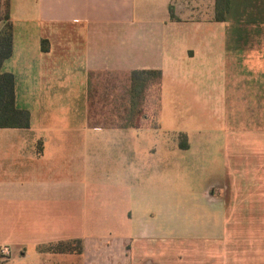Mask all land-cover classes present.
Here are the masks:
<instances>
[{
	"label": "crops",
	"instance_id": "0c3cea01",
	"mask_svg": "<svg viewBox=\"0 0 264 264\" xmlns=\"http://www.w3.org/2000/svg\"><path fill=\"white\" fill-rule=\"evenodd\" d=\"M249 1L227 0L222 21L215 0H31L10 9L12 53L2 70L14 76V105L29 112V126L0 128V248L8 252L0 264H264V0ZM233 6L254 20L231 18ZM55 23L81 31L78 46L58 57L43 38ZM142 69L160 70L159 95L170 77L195 103L221 105L232 122L245 117L224 132L220 184L209 181L199 195L207 232L219 191V263L212 244L159 243L178 232L165 226V191L148 184L139 160L149 126H133L129 89L131 71ZM173 133L191 148L189 133ZM75 239L80 253L49 249ZM191 252L195 263L185 261Z\"/></svg>",
	"mask_w": 264,
	"mask_h": 264
},
{
	"label": "rangeland",
	"instance_id": "374dc122",
	"mask_svg": "<svg viewBox=\"0 0 264 264\" xmlns=\"http://www.w3.org/2000/svg\"><path fill=\"white\" fill-rule=\"evenodd\" d=\"M249 3V0H245L243 4ZM17 4L29 7L31 0H10V9L15 10ZM233 7L234 9L230 13L231 18L234 16L238 18V15H242L244 17L242 20H254L255 13H249L246 10L240 11V13L237 11L239 6ZM262 14L264 15V13ZM17 15L19 16L17 17ZM17 15L14 16L15 26L19 25L20 19L24 17L23 14ZM27 19H30L33 23V11H28ZM48 25L50 26L43 31V38H47L46 35L48 36V41H50L53 48V57H58L61 54L58 52H64L71 48L73 43L74 47L78 46L81 36L78 26H70L71 24L67 23ZM51 28L54 29V32L50 31ZM249 28H246L247 35L252 34ZM69 71L70 69L63 79L68 80L71 78L72 71ZM214 72V81L217 86L220 76L216 73L217 71ZM201 81L204 85L203 89H205L206 78L201 77ZM180 85L176 88L175 83L170 82V77L165 78L162 82V95L159 97L156 115L153 113L157 108L156 98L152 95L153 93H150L152 96L149 97V100L147 99L146 111H144L147 115L146 120H143L142 117L134 118L140 125L149 126L146 129H141L143 133L142 142L147 145L145 148L148 149L145 150L142 157L139 156V160L142 159L140 161L149 166L148 184L153 186L155 184V186L162 187L165 191V226L178 232L174 236L162 235L159 243L165 241L166 245L175 244L177 246L180 243L182 246L194 245L199 246L202 250L204 245L209 246V244H212L215 249H218V256H215L214 259H217V263H219L222 248L219 191L215 189L216 196L212 204L214 211L213 220L211 221L212 229L207 232L204 228L202 230L199 228L204 221L201 213L207 212L199 195L202 188L206 189L207 193L210 191L211 182L209 181L220 184L222 144L225 130L231 126H244L246 121L245 117L242 118L240 123L230 121V117L221 105L208 108L204 107L203 102H198V100L195 103L188 91L189 89L183 88V84ZM202 95L203 93H200V96ZM199 100L202 99L199 98ZM158 123L159 128H154L158 126ZM179 130L189 133L193 138V145L190 149L179 148L178 143L181 144L185 141L182 133H178V137L174 135L173 132ZM175 144L176 148H173ZM200 230L202 235L198 233ZM165 231L168 232L169 230ZM195 232L197 234H194ZM248 240H250L248 236L243 237V241H246V243ZM156 241L147 240V243L154 245ZM76 245L77 243H73L72 248L77 247ZM197 255H200L197 258H204L205 253L199 251ZM189 256H196V254L193 252L188 253L184 256L185 261L191 262ZM165 257H161L160 260H164ZM186 263L188 264V262Z\"/></svg>",
	"mask_w": 264,
	"mask_h": 264
},
{
	"label": "trees",
	"instance_id": "16d2710c",
	"mask_svg": "<svg viewBox=\"0 0 264 264\" xmlns=\"http://www.w3.org/2000/svg\"><path fill=\"white\" fill-rule=\"evenodd\" d=\"M227 0H215V20L222 21L227 12ZM171 18H174L172 11ZM0 128L2 127H28L29 112L23 109H17L14 105V76L10 72L2 70L3 62L11 56L12 53V25L10 21V0H0ZM46 40H41L42 50H47ZM160 70H132L130 73L129 89V114L132 118H146L147 99L154 96L157 102L156 115L159 97H160ZM150 93H153L150 95ZM154 117V115H152ZM135 120V119H134ZM134 127H140L137 121L133 123ZM181 148H186L184 141L180 144ZM77 243V247L72 248V244ZM49 249L55 252H77L82 251V239H75L63 243L49 245Z\"/></svg>",
	"mask_w": 264,
	"mask_h": 264
},
{
	"label": "built area",
	"instance_id": "2783aa9c",
	"mask_svg": "<svg viewBox=\"0 0 264 264\" xmlns=\"http://www.w3.org/2000/svg\"><path fill=\"white\" fill-rule=\"evenodd\" d=\"M0 252L2 255H6L8 253L5 248H0Z\"/></svg>",
	"mask_w": 264,
	"mask_h": 264
}]
</instances>
